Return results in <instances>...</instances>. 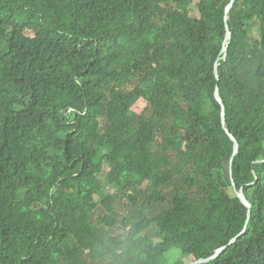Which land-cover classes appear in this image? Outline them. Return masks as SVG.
<instances>
[{
	"label": "trees",
	"instance_id": "trees-1",
	"mask_svg": "<svg viewBox=\"0 0 264 264\" xmlns=\"http://www.w3.org/2000/svg\"><path fill=\"white\" fill-rule=\"evenodd\" d=\"M230 2L0 0V264H264V0Z\"/></svg>",
	"mask_w": 264,
	"mask_h": 264
},
{
	"label": "water",
	"instance_id": "water-1",
	"mask_svg": "<svg viewBox=\"0 0 264 264\" xmlns=\"http://www.w3.org/2000/svg\"><path fill=\"white\" fill-rule=\"evenodd\" d=\"M233 1H234V0H231V2L229 3V5H228L227 8H226V11H228V9H229V7L231 6V4H232ZM229 36H230V32H229V30H227L226 37L229 38ZM224 49H225V48H224ZM215 71H217V69H216ZM216 98H217L218 101H221L220 98H219V96L217 95V93H216ZM222 116H224V107H223V106H222ZM234 147L237 148V143H236V141H235ZM237 195L239 196V198H240L245 204L248 205V212H249V211L251 210V205L247 202V200H246L245 196L243 195L242 191H241V190L237 191ZM244 231H245V227L243 228L242 232H244ZM220 250H221V249H218L213 255H211V256H209V257L199 258V259H196V260H194V261L189 262L188 264H199V263H202V262H206V261H208V260L214 258L215 256H217V254L220 252Z\"/></svg>",
	"mask_w": 264,
	"mask_h": 264
},
{
	"label": "rangeland",
	"instance_id": "rangeland-1",
	"mask_svg": "<svg viewBox=\"0 0 264 264\" xmlns=\"http://www.w3.org/2000/svg\"><path fill=\"white\" fill-rule=\"evenodd\" d=\"M195 1H196V0H195ZM189 13H190V15H192V16H197V15H198V11H197V9H196L194 6H192V7L189 9ZM137 107L140 108V107H141V104H138ZM106 170H107V169H105V170L101 173V176H100L103 180L105 179V173H106ZM118 230L121 231V227H119Z\"/></svg>",
	"mask_w": 264,
	"mask_h": 264
}]
</instances>
